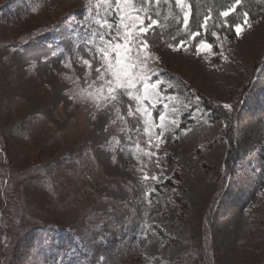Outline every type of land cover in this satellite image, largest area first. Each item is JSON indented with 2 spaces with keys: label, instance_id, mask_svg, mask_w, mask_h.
Returning <instances> with one entry per match:
<instances>
[{
  "label": "rangeland",
  "instance_id": "obj_1",
  "mask_svg": "<svg viewBox=\"0 0 264 264\" xmlns=\"http://www.w3.org/2000/svg\"><path fill=\"white\" fill-rule=\"evenodd\" d=\"M87 7L0 0V264H264V16L150 49L178 111L148 158L80 96Z\"/></svg>",
  "mask_w": 264,
  "mask_h": 264
},
{
  "label": "snow or ice",
  "instance_id": "obj_2",
  "mask_svg": "<svg viewBox=\"0 0 264 264\" xmlns=\"http://www.w3.org/2000/svg\"><path fill=\"white\" fill-rule=\"evenodd\" d=\"M161 4L178 9L183 17V26L188 28L192 7L188 0H88L86 22L81 25L84 35L79 42L75 41V37L71 42L77 53L82 47L89 57L79 58L82 65L86 66V87L81 89V98L90 102L98 112L111 117L113 125L127 127L129 148H135L137 153L148 158L156 155V152L151 151L153 147L159 149V143H152L153 138L158 142L163 141L168 130L176 126L175 114L178 111L175 103L164 102L165 97L161 95L162 82L158 77L153 79L156 70L150 63L159 59L151 52L152 42L148 37L155 34V27L160 25L155 17L161 15ZM241 4L242 0H234L230 7L219 12V16L224 18L220 26L234 29L237 36L241 35L245 27L251 26L247 11L243 13L244 19L241 23L228 22V17ZM211 19L209 10L204 16L201 28L207 31ZM191 35L195 38L200 33ZM213 36L217 34L214 32ZM169 47L179 50L186 47V41L180 40ZM195 47L197 53H200L211 51L213 45L201 40ZM71 66V61L65 64V67ZM124 98L131 102L127 105L126 113L120 107ZM69 99L74 97L70 96ZM167 99L175 100L174 97ZM159 105H162L164 111L154 118L153 110ZM223 107L231 109L232 106L224 104ZM129 118L135 122L134 126H129ZM93 119H96L95 114ZM120 130L123 132L125 128L121 127ZM133 132L136 133L135 136L131 135ZM142 137L147 138L148 150L141 146ZM157 165L159 166L158 160ZM149 179L156 180L158 177L144 173L143 180L146 182ZM154 191L155 189H151L144 192L149 204L152 203L151 196Z\"/></svg>",
  "mask_w": 264,
  "mask_h": 264
},
{
  "label": "trees",
  "instance_id": "obj_3",
  "mask_svg": "<svg viewBox=\"0 0 264 264\" xmlns=\"http://www.w3.org/2000/svg\"><path fill=\"white\" fill-rule=\"evenodd\" d=\"M191 4L192 12L188 28L183 26V17L178 9L173 6L161 4L159 11L161 15L155 17L160 21V25L155 27V34L149 35L152 47L157 43L177 42L189 38L194 31L201 30L204 16L211 10L213 17L219 18V12L230 7L234 0H188ZM247 11L251 19L264 16V0H242V4L237 6V11L228 17L230 24H236L238 16L242 19L243 13ZM240 22V21H239ZM172 40V41H171ZM221 116H222V111ZM234 149L229 152L228 160L231 161Z\"/></svg>",
  "mask_w": 264,
  "mask_h": 264
}]
</instances>
